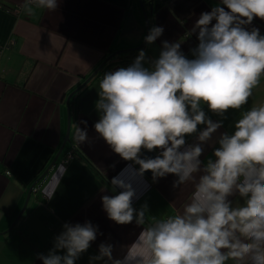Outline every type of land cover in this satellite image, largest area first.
<instances>
[{
  "label": "clouds",
  "instance_id": "clouds-1",
  "mask_svg": "<svg viewBox=\"0 0 264 264\" xmlns=\"http://www.w3.org/2000/svg\"><path fill=\"white\" fill-rule=\"evenodd\" d=\"M59 3L24 0L21 10L55 11ZM254 19L264 21V0H219L191 29V58L181 43L163 40L158 55L141 49L128 66L104 73L93 128L131 164L130 179L118 174L108 182L102 210L115 224L141 230L119 256L113 244L100 243L89 264H264V103L241 111L230 131H220L228 110L243 109L264 78V34L252 26ZM163 31L150 27L145 44ZM73 139L89 143L86 121L76 123ZM206 147L211 155L201 159ZM68 162L52 176L46 199L60 187ZM146 172L153 182L173 175V189L193 185L182 209L150 219L146 202L134 207L133 182ZM61 228L47 253L36 254L41 264H75L102 235L90 221Z\"/></svg>",
  "mask_w": 264,
  "mask_h": 264
},
{
  "label": "crops",
  "instance_id": "crops-1",
  "mask_svg": "<svg viewBox=\"0 0 264 264\" xmlns=\"http://www.w3.org/2000/svg\"><path fill=\"white\" fill-rule=\"evenodd\" d=\"M23 3L0 0V264H41L36 254L47 253L65 222L90 221L102 233L75 264H89V257L97 254L102 242L113 244V255L119 256L121 246L133 241L141 227L110 221L102 210L101 195L111 194L103 191L112 177L120 174L130 179L131 162L121 159L98 138L93 128L98 120L94 105L104 73L128 66L138 51L120 60L111 58L98 74L91 75L112 52L142 43L145 33L140 0H60L57 10L34 9L31 15L21 10ZM218 3L153 0V5L159 6L148 16V31L152 26H162L164 31L154 44H144L141 49L154 57L161 41H175L191 58L189 49L196 44L191 29L201 12L210 11ZM144 7L149 13V0L144 1ZM130 11L135 25L123 31ZM252 26L264 34V21L254 19ZM78 87L84 88L73 92ZM70 93V140L63 144L68 123L66 97ZM261 103L264 78L243 109L228 110L220 131H230L241 111ZM81 120L87 122L89 143L77 145L73 134ZM70 150L74 159L67 163V174L48 200L44 190ZM211 151L206 147L201 159ZM46 169L41 187L27 199L30 186ZM174 180L173 175L157 182L145 174L136 178L133 186L138 199L133 201L134 207L146 202L150 219L182 209L193 185L173 189Z\"/></svg>",
  "mask_w": 264,
  "mask_h": 264
},
{
  "label": "water",
  "instance_id": "water-1",
  "mask_svg": "<svg viewBox=\"0 0 264 264\" xmlns=\"http://www.w3.org/2000/svg\"><path fill=\"white\" fill-rule=\"evenodd\" d=\"M140 5H141V10H143V15H144L145 22H146L145 35H147V33H148V26H149L148 16H149V14H151L153 12V7H154L153 0H149V13L147 12V10H145L144 3L141 0H140ZM124 23L125 24L123 26V31H129V30H131V28L134 27L135 23L133 21V15H132V12L131 11L128 13V15H127L126 20H125ZM144 44H145V41L143 39L142 43H140L139 45H137L135 47H132L131 49H120L119 51L112 52L110 55H108L107 58H105V60L101 64H99V66L92 72L93 74L91 76L95 75L96 74V71H98V69H100L108 61V58H110L111 56H114L115 54H120V53L132 52V50H139V49L143 48V45ZM75 91H76V89L73 90V92H75ZM72 93H70L66 97L67 98L66 99V105H67L66 110H67V122L68 123H67V129H66V133H65L66 135H65L63 144L66 141H69L70 140V138H69V129H70V125H71V122H70V117H71V114L70 113L71 112L69 110V102H70V97H71ZM63 144H62L60 150L58 151V153L53 157V160H52L51 165L55 163V160H56L57 155L62 151ZM156 154L157 153L155 151H153V152H146L145 151V152L142 153V155H147L149 157H154ZM44 172L45 173L43 175H41L40 178L38 180H36L34 183H32V185L30 186V188L28 190V197H27V199L29 198V194L31 192H34V191L38 190L41 187V183L43 181V178H44L46 172H48V169H46ZM145 175L147 177H151V173L150 172H146ZM22 209L24 210V207H22Z\"/></svg>",
  "mask_w": 264,
  "mask_h": 264
},
{
  "label": "trees",
  "instance_id": "trees-1",
  "mask_svg": "<svg viewBox=\"0 0 264 264\" xmlns=\"http://www.w3.org/2000/svg\"><path fill=\"white\" fill-rule=\"evenodd\" d=\"M142 1H143V3H144L145 0H142ZM158 6H159L158 4H155V5H154V7H158ZM154 7H153V9H154ZM137 51H138V50H137ZM132 52H135V50H132ZM132 52H126V53L115 54L114 56H111L110 58H108V61H107L106 63H108L109 61H111V58H114V60H120L121 57H124V56H126L127 54L132 53ZM100 69H101V68H100ZM100 69H98V71H99ZM98 71H96V74H98ZM96 74H95V75H96ZM95 75H94V76H95ZM83 88H84V87H78V88L76 89L75 92H81V91L83 90Z\"/></svg>",
  "mask_w": 264,
  "mask_h": 264
},
{
  "label": "built area",
  "instance_id": "built-area-1",
  "mask_svg": "<svg viewBox=\"0 0 264 264\" xmlns=\"http://www.w3.org/2000/svg\"><path fill=\"white\" fill-rule=\"evenodd\" d=\"M62 159H63L62 163H64L65 161H69L70 162L71 160L74 159V152L72 150L65 152L64 156L62 157ZM6 173H9V171H6Z\"/></svg>",
  "mask_w": 264,
  "mask_h": 264
},
{
  "label": "rangeland",
  "instance_id": "rangeland-1",
  "mask_svg": "<svg viewBox=\"0 0 264 264\" xmlns=\"http://www.w3.org/2000/svg\"><path fill=\"white\" fill-rule=\"evenodd\" d=\"M140 10H141V7H140ZM142 13H143V10H142ZM142 22H143V28H144V33H145V30H146V22H145L144 15H143ZM144 33H143V34H144ZM144 36H145V34H144ZM144 36H143V38H144ZM142 41H143V40H142Z\"/></svg>",
  "mask_w": 264,
  "mask_h": 264
}]
</instances>
